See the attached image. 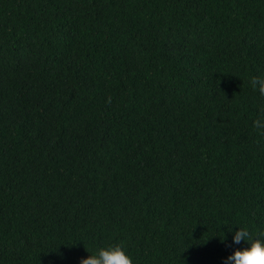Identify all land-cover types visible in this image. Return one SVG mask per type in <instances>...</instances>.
<instances>
[{
	"label": "trees",
	"instance_id": "1",
	"mask_svg": "<svg viewBox=\"0 0 264 264\" xmlns=\"http://www.w3.org/2000/svg\"><path fill=\"white\" fill-rule=\"evenodd\" d=\"M252 76L264 0H0V264H224L264 230Z\"/></svg>",
	"mask_w": 264,
	"mask_h": 264
},
{
	"label": "clouds",
	"instance_id": "2",
	"mask_svg": "<svg viewBox=\"0 0 264 264\" xmlns=\"http://www.w3.org/2000/svg\"><path fill=\"white\" fill-rule=\"evenodd\" d=\"M249 82L253 91L264 96V76H252ZM253 128L259 136L264 137V114L253 121ZM227 232L231 233L232 244L244 243L246 247L233 249L225 258L224 264H264V230L253 233L247 226H241L235 227V230L232 227ZM218 237L220 243H225L227 240L225 231L222 237ZM87 253L88 255L82 258L79 264H134L133 257L122 243L97 246Z\"/></svg>",
	"mask_w": 264,
	"mask_h": 264
}]
</instances>
